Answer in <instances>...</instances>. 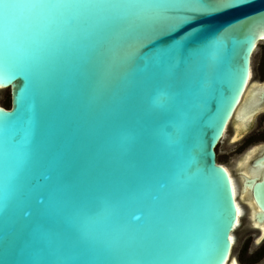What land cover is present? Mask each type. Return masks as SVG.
<instances>
[{
    "label": "water",
    "instance_id": "obj_1",
    "mask_svg": "<svg viewBox=\"0 0 264 264\" xmlns=\"http://www.w3.org/2000/svg\"><path fill=\"white\" fill-rule=\"evenodd\" d=\"M261 18L264 0H0V264H234L232 236L263 242L264 152L236 197L217 151L264 108ZM35 227L49 242L23 248Z\"/></svg>",
    "mask_w": 264,
    "mask_h": 264
},
{
    "label": "rangeland",
    "instance_id": "obj_2",
    "mask_svg": "<svg viewBox=\"0 0 264 264\" xmlns=\"http://www.w3.org/2000/svg\"><path fill=\"white\" fill-rule=\"evenodd\" d=\"M253 74L256 81L264 82V42L259 45V50L254 57ZM10 102V91H1L0 105L9 109ZM252 126L253 129L249 131L242 141L231 144L229 140L224 144L225 139L217 150L218 161L227 164L231 171L235 169L237 155L245 154L249 151L250 147L264 143V115H259ZM241 226L238 229L241 233L250 232L249 227L251 226ZM236 238L234 256L237 257L241 264H261L264 262V241L259 245H255L254 239L256 237L238 238L236 234Z\"/></svg>",
    "mask_w": 264,
    "mask_h": 264
},
{
    "label": "snow or ice",
    "instance_id": "obj_3",
    "mask_svg": "<svg viewBox=\"0 0 264 264\" xmlns=\"http://www.w3.org/2000/svg\"><path fill=\"white\" fill-rule=\"evenodd\" d=\"M205 7L209 9H220L226 6H229V0H204ZM249 28H253V25H249ZM256 31H264V18L255 25ZM261 38H264L262 36ZM24 76L26 77L29 84H31L32 76L29 72H23ZM4 85H0L3 87ZM31 146L29 145V151ZM78 238L82 239V234H78ZM49 242L47 233L43 232L39 227H35L30 229L27 234L25 235L22 246L23 248H37L46 245ZM235 264V262H234Z\"/></svg>",
    "mask_w": 264,
    "mask_h": 264
},
{
    "label": "bare ground",
    "instance_id": "obj_4",
    "mask_svg": "<svg viewBox=\"0 0 264 264\" xmlns=\"http://www.w3.org/2000/svg\"><path fill=\"white\" fill-rule=\"evenodd\" d=\"M262 43H263V42H260V45H261ZM251 81H254V74H253V71H252V75H251ZM249 87H251V82H250V84H249ZM3 90H6V89H0V92L3 91ZM246 94H247V92H246ZM246 94H245V96H244L243 101L245 100ZM263 112H264V108H262V113H263ZM258 114H261V113H258V112L253 111V115H252V120H251V122L254 120L255 116L258 115ZM248 126H249V125H233V127L235 128V132H236V135L234 136L233 141H237L239 135H241V133H243L244 131H246L247 128H248ZM227 133H228V131H227ZM227 133H226V135H225V139H226V137H227ZM225 139H224V140H225ZM261 150H262L261 147L258 148V149H256V148L254 147L253 151H251V152L248 154L247 158H244V160L240 161L239 163L251 162V160H252L254 157H256L257 154H260ZM226 167H227L228 171H229L230 174H231L232 181H233V185H234V189H235V184H234V180H233V174H232L231 170L229 169V167H228V166H226ZM253 172H255V173H260V171H258V170L255 169V168H253ZM235 195H236V197H237L236 189H235ZM237 201H238V198H237ZM238 206H239V214H240V217H241V220H240L239 225H238V227L240 228V226H241V224H242L241 221H242L243 216H244V210H243V208L241 207V205L239 204V202H238ZM254 226H255V227H256V226H257V227H260L259 225H253V227H254ZM262 231H263V232H262V236H261L260 239H258V241H261L262 239H264V229H262ZM232 240H233V243H234L235 246H236V236H235V235L232 236ZM234 261H235L236 264H238L236 258L234 259Z\"/></svg>",
    "mask_w": 264,
    "mask_h": 264
},
{
    "label": "flooded vegetation",
    "instance_id": "obj_5",
    "mask_svg": "<svg viewBox=\"0 0 264 264\" xmlns=\"http://www.w3.org/2000/svg\"><path fill=\"white\" fill-rule=\"evenodd\" d=\"M259 84H262V83H259ZM263 84H264V83H263ZM263 107H264V105H263ZM259 115H264V112L255 116L254 120L250 123V125H249L248 128H247V130L244 131L243 133H241V135H239L237 141H233V137L236 135V132H235V128H234L233 126H231L230 129H233V133H232V135L230 136V139H229V140H230V143H231V144H235V143H238V141H242V140L246 137V135L249 133V131H250L251 129H253V126H252V125H253V123L257 120V118L259 117ZM235 118H236V117H235ZM254 147H255L256 149H258V148L261 147V149H262V150H261V153L264 152V143H262V144H260V145L252 146V147H250L249 151H247V153L243 155V157L237 159V161H236V163H235V166H236L237 163H239L240 161L244 160V158H247L248 154H249L251 151H253ZM258 155H259V154H257V156L254 157V158L251 160V167H252L254 161L256 160V158L258 157ZM225 165L227 166V164H225ZM235 166H234V167H235ZM235 169H236V167H235ZM234 172H236L237 174H235L236 176L233 174V176H234L237 180H239L238 183L241 185V183H240V182H241V176H240V175H243L242 172L237 171V169H236L235 171H232V173H234ZM243 183H244V180H242V190H243ZM246 209H247V208H246ZM247 210H248V209H247ZM250 226H252L251 223H250ZM249 228H250V227H249ZM255 245H256V244H255Z\"/></svg>",
    "mask_w": 264,
    "mask_h": 264
},
{
    "label": "trees",
    "instance_id": "obj_6",
    "mask_svg": "<svg viewBox=\"0 0 264 264\" xmlns=\"http://www.w3.org/2000/svg\"><path fill=\"white\" fill-rule=\"evenodd\" d=\"M10 106H11V104H10Z\"/></svg>",
    "mask_w": 264,
    "mask_h": 264
}]
</instances>
